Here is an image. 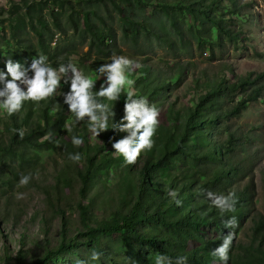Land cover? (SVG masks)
<instances>
[{
	"label": "rangeland",
	"instance_id": "rangeland-1",
	"mask_svg": "<svg viewBox=\"0 0 264 264\" xmlns=\"http://www.w3.org/2000/svg\"><path fill=\"white\" fill-rule=\"evenodd\" d=\"M144 1L148 5L144 12L148 15L164 7H173L175 10H170V13L186 31L185 41L180 42L175 33H172L175 43L173 47L158 42L154 37L136 40L131 28L129 36L125 37V22L116 14V19L109 20V25L119 36L117 48L112 56L101 55L83 42L71 19L74 16L82 29H86V19L79 14L80 7L88 4L86 0H0V70L6 71L8 56L22 63L27 60L30 64L32 58L46 55L49 64L55 68L68 61L77 65L86 75L98 80V90L100 80L104 78L99 77L96 68L102 63H110L114 55L127 56L139 63V67L129 73V78L135 81L133 88L136 95L146 98L150 105L160 111V124L153 137L154 146L163 140L165 132L173 126L178 114L184 115L197 105L199 97L207 91L204 86L207 79H224L229 82L228 86L233 87L239 75L264 72V0L205 1V4L214 1L215 14L241 32L239 40L226 41L223 46L216 42L215 29L206 28L208 23L204 27L200 21L195 23L199 35L187 31L193 26V19L186 11L177 9L180 5H188L191 0ZM101 10L106 15L104 9ZM56 17L67 28V33L56 28ZM98 24L103 35L107 36L109 46L113 45L109 27L107 29L102 23ZM48 29L53 32V37ZM38 31L44 35L43 47L40 45ZM17 34L27 40L31 48L19 44ZM199 39L206 44L205 48L200 47ZM154 87H159V90L154 92ZM68 90L69 84L62 82V91ZM246 95L239 90L228 91L216 101L212 111L216 115H225ZM53 99L63 104L65 123L61 131L52 137L49 147L34 143L46 139L45 131L37 132L32 137L34 142L24 141L14 149H9L8 143L14 132L12 119L0 109V255L6 247L15 255L22 248V235L34 237L41 232L42 213L49 205L56 208L60 203L65 204L71 221L79 224L77 203L83 197L78 169L85 171L89 168L86 154L94 156L93 169L96 173L89 184V191H86L85 200L94 204L99 215L103 211L110 213L111 208L117 207L129 190L135 192V187L129 188V184L132 182L134 185L145 168L149 151L141 153L135 165L125 164L124 158L114 152L109 138L118 140L126 133L110 129L98 138L92 137L86 122H74L75 117L63 103V96ZM105 102L115 109L117 120L124 115V94L116 104ZM44 103L51 105V98L40 104L25 102L19 113L25 130L37 128L40 122L43 125L46 123L42 113ZM56 112L57 109L53 107L51 118H55ZM111 124L112 121H109L110 127ZM230 132L234 138H231ZM74 135L84 139V144L79 148L71 143ZM204 135L205 138L193 142L190 149L192 156L199 157L198 162L184 157L176 165L164 167L165 174L159 183L163 186L164 182L166 192L175 190L179 195V191L184 190V196L178 198L188 199L185 212L197 213L200 204L210 208L200 210L203 217L199 222H203V226L197 240L190 246L191 250L201 256L202 261L197 264H221L219 258L211 253L222 243L218 236L227 235L231 231L223 226V220L233 215L239 224L232 230L235 239L229 254V264H264V96L249 102L234 118H223L209 125ZM209 149L218 151L220 160L217 164L200 160ZM76 152L81 153L79 163L69 159V154ZM219 167L225 169L229 177L213 187L214 169ZM29 173L33 179L27 186H21V176ZM148 180L154 187H158V181ZM198 188L218 194L235 192L239 198L236 211L221 215L211 206L210 201L197 194ZM20 193L24 194L23 199H17ZM129 194L134 198L136 196V193ZM59 218L57 215L56 219ZM258 226H262L260 234L256 233ZM110 242L118 253L120 264H155V257L160 254L153 245L143 242L138 243L139 247L124 245L117 238ZM79 251L89 258L91 250L87 245L83 244ZM76 260H64L59 264H75ZM104 264L111 263L109 261Z\"/></svg>",
	"mask_w": 264,
	"mask_h": 264
},
{
	"label": "trees",
	"instance_id": "trees-1",
	"mask_svg": "<svg viewBox=\"0 0 264 264\" xmlns=\"http://www.w3.org/2000/svg\"><path fill=\"white\" fill-rule=\"evenodd\" d=\"M86 1L87 6H81L79 12L86 19V29H82L74 16H71V19L76 33L82 37L83 42L88 43L92 50H97L101 55L112 56L117 48L119 36L116 30L109 25V20H115L116 14L125 22V37L129 36L131 28L136 40L141 37L148 39L154 37L158 42L173 47L175 43L172 33H175L180 42L185 41L186 31L180 27L177 19L170 13V10H175L173 7H164L160 11H154L152 15H148L144 12L148 7L144 0ZM205 1L191 0L188 5L183 4L178 7L177 10L186 11L193 19L194 24L187 31L196 32L199 35L195 23L200 21L203 27L205 23H208L206 27L208 30L215 29L218 40L216 42L219 46L225 45L226 41L239 40L241 32L230 27L223 17L215 14L214 1H210L208 4H205ZM101 8L104 9L106 15ZM98 22L102 23L105 28L109 27L113 45L109 46L107 43V36L103 35ZM56 28L63 33L68 31L58 17H56ZM48 30L53 37L51 29ZM17 35L19 44L25 48H31L27 40L23 39L20 34ZM38 35L40 45L43 47L45 45L44 35L41 31H38ZM199 44H201V48L206 47V44L200 42V39ZM45 52L47 54V51ZM228 85L229 82L224 79L219 81L207 79L204 82L207 91L199 97L197 105L184 115L178 114L173 126L165 132L163 140L158 141L157 145L149 151L141 178L139 177L134 185L132 182L129 184V188L135 187V192L129 190L120 200L118 206L111 208L110 213L103 211L102 215H99L94 209V204L85 200L86 191L96 173L93 169L94 156L86 154L89 168L85 171L78 169L82 182L80 192L83 197L77 203L79 224L76 225L71 221V217L67 215L65 204L60 203L56 208L49 205L42 213L41 232L34 237L22 235V248L15 255L6 247L4 253L0 255V264H59L64 260H87L88 258L79 251L83 244L87 245L91 251L96 249L103 252L104 255L98 264L109 261L111 264H120L118 253L110 242L115 238L124 245L131 244L139 247V242L153 245L160 254L171 257L186 256L188 264L201 262V256L191 250L190 246L197 240L200 228L203 226V222H199V219L203 217L200 210L208 208L207 205L200 204L196 210L197 213L185 212L184 208L188 199L183 197V205L176 206L171 197L167 195L168 192L164 191V182L162 186L159 179L165 174L163 173L164 167L176 165L184 157L193 158L198 162L199 157L192 156L190 152L191 145L193 142L205 138L204 130L209 125L218 123L223 118H234L249 102L259 100L264 96V72L239 75L233 87ZM158 90L159 87L153 88L154 92ZM234 90L242 91L247 95L225 115H216L213 112L216 101L226 92ZM51 102V105L44 103L42 106L46 123L43 125L40 122L37 128L32 127V130H25L19 113L11 116L12 129H23L25 136L20 139L18 133L13 132L8 143L9 149H14L16 145L24 141L34 142L32 137L37 132H51L52 137H55L61 131L65 123V109L62 107V103H57L53 98H51ZM53 107L57 109L55 118H51ZM229 134L231 138L235 137L232 132ZM34 143H40L39 145L47 147L50 145L48 139L42 142L36 140ZM200 160H206L208 164H217L220 160L218 151L209 149ZM214 172L213 187L223 183L229 177V173L222 167L214 169ZM148 178L152 179V182L158 181V187H154ZM129 193H136L135 198L131 197ZM181 195L184 196V190L179 191L178 196ZM50 201L52 202L51 199ZM57 215L60 216V220L56 219ZM261 232L262 226H258L256 233L260 234ZM250 250L252 252L253 247ZM93 262L88 260V264H93Z\"/></svg>",
	"mask_w": 264,
	"mask_h": 264
},
{
	"label": "clouds",
	"instance_id": "clouds-1",
	"mask_svg": "<svg viewBox=\"0 0 264 264\" xmlns=\"http://www.w3.org/2000/svg\"><path fill=\"white\" fill-rule=\"evenodd\" d=\"M6 60V71L0 70V109L8 116L21 112L25 102L33 104L47 102L50 98L63 96V103L68 106V111L75 117V123H87L88 131L92 137H99L101 133L113 130L114 132L126 133L121 139L109 138L114 152L124 158L127 165H135L145 151H151L155 145L153 137L156 135L160 124V111L142 96L138 97L134 91L135 81L129 78V73L134 72L139 63L127 56H113L110 63H102L96 68L100 80L97 90V81L77 65L68 61L60 63L58 68L51 66L46 55L32 58L31 63L27 60L23 63L14 61L11 56ZM63 84H69L67 92L62 91ZM94 89L96 91H94ZM124 94V115L117 120L116 111L109 103L115 104L120 101ZM109 121H112L111 127ZM71 129H69L70 131ZM19 138L23 139L25 131L15 129ZM46 139L52 141V133L46 134ZM71 143L79 148L84 144L83 137L72 136ZM59 147V145H57ZM69 159L79 163L81 153H70ZM33 176L31 173L22 175L19 184L27 186ZM198 195H203L210 201L211 206L221 215L236 211L238 196L235 192L218 194L204 188L197 189ZM23 193L18 194L17 199H23ZM176 206L181 207L183 201L178 198L175 190L168 191ZM239 221L235 215L223 220V226L231 229L227 235H219L222 243L212 250V255L219 258L221 264H229L230 250L235 239L232 231L237 228ZM103 252L93 249L87 260L78 259L75 264H88V260L98 262ZM30 259V258H29ZM155 264H188V258L183 255L171 257L159 254L155 257Z\"/></svg>",
	"mask_w": 264,
	"mask_h": 264
}]
</instances>
